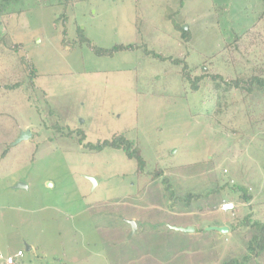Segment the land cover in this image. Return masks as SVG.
I'll list each match as a JSON object with an SVG mask.
<instances>
[{
  "label": "rangeland",
  "instance_id": "1",
  "mask_svg": "<svg viewBox=\"0 0 264 264\" xmlns=\"http://www.w3.org/2000/svg\"><path fill=\"white\" fill-rule=\"evenodd\" d=\"M0 5V264H264V0Z\"/></svg>",
  "mask_w": 264,
  "mask_h": 264
},
{
  "label": "trees",
  "instance_id": "2",
  "mask_svg": "<svg viewBox=\"0 0 264 264\" xmlns=\"http://www.w3.org/2000/svg\"><path fill=\"white\" fill-rule=\"evenodd\" d=\"M1 2H3V0H1ZM0 7H1V5H0ZM1 12H2V10L0 9V13ZM180 29L182 31H185L181 27H180ZM93 49L97 53L112 54L114 51H117V50H123V49L132 50L133 47L130 45L115 44L110 49H100V48H95V47H93ZM106 146H110L112 148H121L122 150H124L127 157L135 158L137 160L138 164H140V165L142 164V159L138 153V150L135 148L131 149V142L122 138L121 136L114 137V139H112L111 141L110 140H104V141L100 142L99 144L96 143L95 145H93V148L96 150H102ZM242 197L245 199V201H248V199H249V195H247L244 190H243ZM251 227L254 230H256V233H254L250 238V241L248 243V250L250 253L257 255V254H260L261 252L264 251V223L254 221L253 223H251ZM243 259L247 260L248 255H245Z\"/></svg>",
  "mask_w": 264,
  "mask_h": 264
},
{
  "label": "built area",
  "instance_id": "3",
  "mask_svg": "<svg viewBox=\"0 0 264 264\" xmlns=\"http://www.w3.org/2000/svg\"><path fill=\"white\" fill-rule=\"evenodd\" d=\"M235 208V203L230 200H224L219 205L221 211H231ZM22 255V251H17L12 256H7L3 259V264H17V258Z\"/></svg>",
  "mask_w": 264,
  "mask_h": 264
},
{
  "label": "water",
  "instance_id": "4",
  "mask_svg": "<svg viewBox=\"0 0 264 264\" xmlns=\"http://www.w3.org/2000/svg\"><path fill=\"white\" fill-rule=\"evenodd\" d=\"M30 135V132L28 129H25L24 131H22L20 133V136L17 138V140L15 142H18L22 139H26L28 136ZM90 179V181H92V183H95V180L92 178V177H88ZM23 185L22 183H18V186H21ZM130 224H131V227H132V230H134V227H135V224L133 221H130ZM178 229L180 230H183V231H188V230H192V228H183V227H177ZM208 229H215V230H218V231H226L228 230V228L225 226V225H213V226H210L208 227Z\"/></svg>",
  "mask_w": 264,
  "mask_h": 264
},
{
  "label": "crops",
  "instance_id": "5",
  "mask_svg": "<svg viewBox=\"0 0 264 264\" xmlns=\"http://www.w3.org/2000/svg\"><path fill=\"white\" fill-rule=\"evenodd\" d=\"M233 202V201H232ZM236 206V205H235ZM222 212H228V211H222ZM218 225V224H217ZM219 225H224V223H221V224H219Z\"/></svg>",
  "mask_w": 264,
  "mask_h": 264
}]
</instances>
